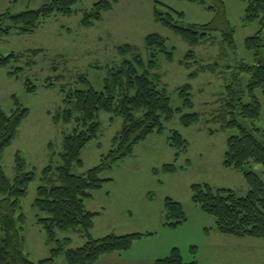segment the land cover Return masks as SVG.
Masks as SVG:
<instances>
[{"label": "rangeland", "instance_id": "rangeland-1", "mask_svg": "<svg viewBox=\"0 0 264 264\" xmlns=\"http://www.w3.org/2000/svg\"><path fill=\"white\" fill-rule=\"evenodd\" d=\"M51 1L0 0V16L7 11L16 15L38 9ZM98 1L82 0L74 14H54L32 32L12 31L7 35L0 34V53L25 54L19 62L0 67L2 110L10 114L15 109V96L22 106L29 109L16 137L0 159V165L9 178L14 176L17 152L26 161L28 169H34L37 173V178L29 184L27 195L22 199V208L27 215L24 227L25 251L30 259L38 262L49 257L51 249L56 247V243L47 242L46 232L36 224V211L32 204L42 169L50 163L52 152V164L57 166L62 163L63 136L72 128V124L56 123L53 119L55 113L64 109L61 86L64 85L67 89H87L92 86L102 90L111 68L123 59L118 53V48L127 44L137 47L144 62L148 63L146 37L159 33L166 38L168 49H173L172 60L163 52L157 56V71L167 86L171 106L174 109L182 106L181 90L185 84H191L189 92L194 106L193 109L186 108L183 112H197L201 116L200 120L187 127L181 122L182 113L176 112L173 118L166 122L162 134L148 136L134 147L131 156L119 161L113 170L105 173L116 175L117 183L113 185L107 206L95 216L91 234L96 238L111 233L144 234L133 242L128 251L104 255L132 252L131 257L134 260L144 263L155 256H168L177 248L182 257V264H206V260L210 262L212 259L209 256L210 249L213 251L209 247V226L215 225V220L193 202L191 185L206 182L215 187H229L239 196H245L249 191L243 174L226 168L222 163L227 151V140L231 135L238 134V129H222L221 124L212 119L219 107L217 99L225 90L226 79L231 76L230 69L226 70L225 64L229 63L235 67L237 61L242 59L249 63L253 61V54L245 49L244 42L247 37L259 31L260 24L258 21L244 23L245 2L226 0L227 15L236 26V49L231 48V54L225 56L223 49L226 45L221 41L214 44L203 43L194 47L195 56L189 60L191 68H187L185 56L191 49L190 45L155 21L154 0H116L111 9L103 12L100 21L92 26H84L82 10L91 9ZM163 1L166 6L183 11L186 24L206 23L214 16L212 11L199 3L188 0ZM166 6L162 5L160 8L166 10ZM33 50L39 52L33 54L30 52ZM29 61L33 63L29 64ZM215 61L222 66L218 73L217 70L216 73L205 70L193 78L190 77V72L197 70L199 65L214 66ZM16 66L23 69L17 75L11 76L9 72ZM57 75L60 77L54 81L56 86L46 87L47 78ZM27 79L37 86L36 91L26 90ZM258 93L262 115L255 123L264 130V96L261 91ZM111 117L112 113L100 111V137L88 142L83 148V162L74 168V172L83 173L97 165L101 155L115 147L113 139L123 126V118ZM173 129L178 130L189 142L187 152L177 160L175 149L168 142ZM50 143L52 148L49 147ZM174 161L175 163H172ZM167 164H175L176 170L167 172ZM247 169L256 172L264 180V164L251 162ZM166 196L180 201L188 216L187 221L178 227L164 225L163 203ZM97 203L89 199L86 201V207L91 211L93 207L98 206ZM108 231L111 232L106 233ZM2 236L0 229V239ZM65 237L71 240L68 245L70 248L81 246L86 240L79 229L59 230L58 238ZM47 264H66L64 254Z\"/></svg>", "mask_w": 264, "mask_h": 264}, {"label": "trees", "instance_id": "trees-1", "mask_svg": "<svg viewBox=\"0 0 264 264\" xmlns=\"http://www.w3.org/2000/svg\"><path fill=\"white\" fill-rule=\"evenodd\" d=\"M81 1L52 0L38 9L16 15L7 11L0 16V34L7 35L12 31L32 32L54 14H74ZM115 1L99 0L91 9L82 10V24L92 26L100 21L103 12L111 9ZM188 1L199 3L212 11V20L201 24H186L185 13L166 6L163 0H154L153 12L155 21L190 45L191 49L185 56L186 67L191 68L189 60L195 56L194 47L206 42L214 44L221 41L226 45L225 49L222 48L224 55H230V49H236V26L227 15L226 0ZM240 1L246 4L244 23L258 21L260 24L259 31L247 37L244 42L245 49L253 54V61L249 63L242 59L237 61L235 67L225 64V69H230L231 76L226 79L225 90L217 99V114L211 115L212 120L218 121L222 129H238V134L231 135L227 140V151L222 163L226 168L243 174L249 191L245 196H239L232 188L215 187L206 182L193 183L191 191L193 202L214 218L217 232L238 238L264 240V180L256 172L247 169L251 162L264 164V130L255 123L262 115L258 92L261 91L264 96V0ZM162 5L166 6V10L160 8ZM146 47L149 51L148 63L144 62L137 47L130 44L120 46L118 53L123 59L111 68L102 90L92 86L87 89H67L64 85L61 86L64 109L55 113L53 119L56 123L72 124V128L63 136L62 163L57 166L52 164V152L50 163L40 174L32 204L36 211V224L46 232L47 242L56 243L49 257L35 262L25 251L24 227L27 215L22 208V199L27 195L29 184L37 178L36 171L28 169L19 152L15 156L13 178H9L0 165V229L3 232L0 239V264H47L54 262L62 254L66 264H97L102 255L127 251L136 239L144 235L111 233L94 237L91 230L94 218L99 213L87 209L86 201L94 198L95 193L111 180L106 177V172L113 169L119 161L131 156L134 147L148 136L162 134L166 122L176 112L182 113L181 122L184 126L189 127L200 120L201 116L197 112H183L194 106L189 92L191 84H185L181 90L182 106L176 109L171 106L167 86L157 71L158 53L163 52L169 60L173 59V49H168L166 38L159 33L149 34L146 37ZM30 52L37 54L39 50ZM24 55V52H11L7 55L0 53V67L19 62ZM196 62L199 64L197 60ZM220 66L218 61L214 62V66L201 64L189 75L193 78L205 70L218 73ZM22 69L21 66L13 67L9 74L15 76ZM59 77L60 75L47 78L46 87H55L54 81ZM25 88L29 92L37 90V86L29 79L25 81ZM102 110L112 113L111 119L123 118V126L113 139L115 147L103 153L97 165L83 173L74 172V168L83 162V148L88 142L100 137L99 113ZM28 112L29 109L22 106L16 96L15 109L10 114H6L0 107V159L16 137ZM168 140L175 149L176 160L187 152L189 142L178 130L173 129ZM49 147L52 148V143ZM165 170L174 172L176 166L167 164ZM164 211L166 227H178L188 219L183 204L170 196L164 200ZM70 229L82 232L86 239L83 245L70 248L69 237L58 238L59 230ZM154 264H182L180 251L175 248L170 255L158 258Z\"/></svg>", "mask_w": 264, "mask_h": 264}, {"label": "crops", "instance_id": "crops-1", "mask_svg": "<svg viewBox=\"0 0 264 264\" xmlns=\"http://www.w3.org/2000/svg\"><path fill=\"white\" fill-rule=\"evenodd\" d=\"M105 175L106 177H110L111 180L106 182L104 188L98 191L94 198H92L93 201L98 202V206L93 207L91 211L98 213H101L102 210L105 209V206H107V200L111 196L113 185L117 183L116 175ZM107 228L109 229V226ZM209 229L211 230L209 232V235L211 236V243H209V247L212 248L213 251L211 252L210 249L209 256L212 257V259L210 262L206 260V264H264L263 239L238 238L230 235H224L215 230L214 224L209 226ZM109 232L111 231L106 233ZM131 255L132 252L126 254L114 253L103 255L100 257L97 264H154L158 258L167 256H155L152 259L150 258V261L143 263L138 260H134Z\"/></svg>", "mask_w": 264, "mask_h": 264}]
</instances>
